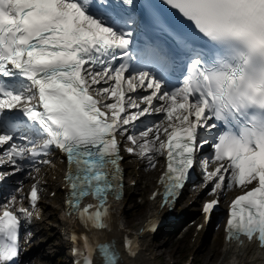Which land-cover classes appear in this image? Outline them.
<instances>
[{"label":"snow or ice","instance_id":"snow-or-ice-1","mask_svg":"<svg viewBox=\"0 0 264 264\" xmlns=\"http://www.w3.org/2000/svg\"><path fill=\"white\" fill-rule=\"evenodd\" d=\"M167 3L210 41L243 44L247 54L242 65L222 74L197 57L191 61L193 75L182 80L183 86L166 90L156 71L133 66L135 59L167 75L175 72L174 61L157 46L145 44L134 55L130 53L133 31L123 26L132 21L120 17L117 9L131 8L134 0H0V126L15 128L18 121L8 110L19 109L45 133L44 141L35 146L27 136L24 143H18L13 135L0 133V147L6 149L3 157H7H0V166L12 165L8 175H14L24 170L18 161L28 155L47 163L38 157L55 145L68 162L69 208L79 207L80 199L94 192L101 200L100 209L89 212V205L79 216L102 228L107 215L102 211L105 196L109 191L119 194L122 187L123 157L117 135L138 145L139 154L150 164L154 165L156 154H166L167 167L161 176L165 204L184 187L196 154L211 146L216 167L208 171L212 158L203 157L204 187L211 185L210 192L217 199L207 201L202 211L210 219L225 187L242 186L245 190L229 209V234L243 233L249 240L258 236L264 245V117L256 115L264 113V69L257 76L252 68L254 57L264 58V0ZM17 73L27 81L22 91L3 79ZM245 79L253 83L242 92ZM145 87L149 95H131ZM161 113L162 120L140 131L143 142L130 134L141 117ZM221 125L227 130L209 140L208 135ZM6 177L0 173V181ZM20 187L2 205L0 264H15L20 255L22 220L17 213L31 221L29 209L11 210ZM159 195L157 191L154 198ZM29 200L35 207V185ZM78 239L88 241L86 235L81 238L73 233L72 240ZM79 255L80 249L74 247V256ZM77 264H94V259L89 255Z\"/></svg>","mask_w":264,"mask_h":264},{"label":"bare ground","instance_id":"bare-ground-1","mask_svg":"<svg viewBox=\"0 0 264 264\" xmlns=\"http://www.w3.org/2000/svg\"><path fill=\"white\" fill-rule=\"evenodd\" d=\"M97 87H102V86H97ZM139 91H142L141 96L150 94V90H148L146 87L139 88ZM154 103L159 105V103L161 102L154 100ZM163 118L164 116H162L161 119ZM136 161L141 162V159L138 158ZM214 166H216V162L214 163ZM60 168H63V165H61ZM60 168L59 167L57 168V163L51 164L50 167L44 166L43 168H39L36 171V173L26 175V180L32 179L33 182L37 181L42 186L50 185L53 188V186H56V182L58 185L63 183L60 180V172H61ZM152 172H153L152 170H145L142 173L143 179L146 180L145 184L151 183ZM53 175L56 176V179L53 177ZM198 189H201V187L199 186ZM198 189H196V191ZM228 190L229 188L225 187L224 192H228ZM239 190L240 189L233 188V193H236ZM196 191L192 192L191 194L192 196L190 197H193ZM203 191H205V189L201 190L202 193ZM17 199L18 201L22 200L21 193L19 192L17 193ZM146 201H147L148 209L143 214V217L146 214L152 215L153 213H158L159 215H162L166 212V206L160 209L157 208L154 201L147 199ZM197 201H198V196L194 198V202ZM42 204H43V200H42ZM126 209L127 206H125L123 199L111 200L109 203V210H110V214L108 217L109 233L106 234L105 236L106 238L109 239L108 241H112L113 243H115L116 247L119 246L118 242L123 232H125L127 229L136 231L139 228L138 223L141 220L139 216L135 217V220L137 219V223H135L133 226L131 224H128L127 220L124 219V213L126 212ZM56 225L59 227V230L61 231V235L63 238L62 241L63 246H67L68 239L72 232V227L75 226L74 220L71 217H67L64 214L60 213L58 215ZM151 240H152L151 237H149L148 235L146 234L141 235L142 243L139 251L133 258H129L123 255L122 259L124 263L125 264H161V258L166 255L165 253L168 252L171 241L170 239H167L165 242L161 243V242H153ZM200 240L201 237L199 238V241ZM208 240L209 239L207 238L205 242H207ZM32 243L33 242L30 243L29 240H27V238H25L23 241L25 248L27 247L28 250L31 248L32 250L35 251V247L37 244H32ZM217 245L218 243L215 242L214 240L211 248H207L205 247L203 241L202 245L196 250V252L194 253L192 252V254L196 256V259H198L196 264H264V253L258 250L252 242H244L241 245H237L233 243H229V244L224 243L222 246L219 245V247ZM41 248L42 246L37 247V249H41ZM199 254H201L202 257Z\"/></svg>","mask_w":264,"mask_h":264},{"label":"rangeland","instance_id":"rangeland-1","mask_svg":"<svg viewBox=\"0 0 264 264\" xmlns=\"http://www.w3.org/2000/svg\"><path fill=\"white\" fill-rule=\"evenodd\" d=\"M128 166L130 167L132 171L129 172V176H132L134 178L137 177L138 174V168H134L132 165L128 163ZM141 173H143L147 168H140ZM156 172H152L153 179L155 177ZM143 178V174H142ZM27 180V181H31ZM24 181V180H22ZM16 184H22L19 181H15ZM146 180L143 179L140 183L136 184L134 187H130L128 189V194L125 197V204L127 206L126 212L124 213V219L127 220L128 224H133L135 222L136 216L143 215L146 205H142L138 203L137 196L139 193V190L143 188V185L145 184ZM148 186H146L147 188ZM48 188H51L50 186ZM47 188V189H48ZM145 188V189H146ZM21 189V188H20ZM49 190V189H48ZM43 190L42 194L45 199V205H43V214L42 218L37 223L34 234L35 236L32 239V244H37L35 247V251L31 249V261L30 264H64L66 261V256L64 255L63 249H62V241L58 234L57 228H56V219L58 216V209H55L54 207L58 204V198L55 197H48L47 194L48 191ZM191 189L189 188L188 191ZM188 195L184 197L183 202H181V206H183L188 201ZM180 207V205H179ZM195 206L190 205L187 211H190V209H195ZM136 208V210H134ZM137 220V219H136ZM211 236V234H210ZM158 237H160V234H158ZM35 238V239H34ZM206 237H204V245L207 248H211L212 245H210V238L208 237V241H206ZM165 238H162L160 241L163 242ZM42 246L41 249H37V247ZM200 247V246H199ZM199 247H196L195 250H197ZM37 249V250H36ZM191 248L187 247L186 241H176L174 245H172V241L170 244V247L168 249V252L165 253V257L161 259L163 264H170L173 261V264H180L182 259H185V256L187 255L188 251ZM34 251V252H33ZM201 256V254H199ZM202 257V256H201ZM198 261V259H197ZM192 262L196 264V256H193Z\"/></svg>","mask_w":264,"mask_h":264}]
</instances>
